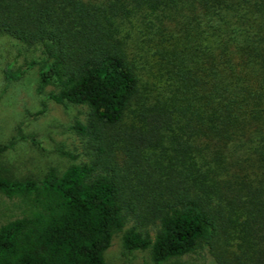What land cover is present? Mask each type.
Returning <instances> with one entry per match:
<instances>
[{
  "label": "trees",
  "instance_id": "obj_1",
  "mask_svg": "<svg viewBox=\"0 0 264 264\" xmlns=\"http://www.w3.org/2000/svg\"><path fill=\"white\" fill-rule=\"evenodd\" d=\"M0 35L86 109L88 156L18 179L0 143V264H106L118 232L150 264H264V0H0Z\"/></svg>",
  "mask_w": 264,
  "mask_h": 264
},
{
  "label": "rangeland",
  "instance_id": "obj_2",
  "mask_svg": "<svg viewBox=\"0 0 264 264\" xmlns=\"http://www.w3.org/2000/svg\"><path fill=\"white\" fill-rule=\"evenodd\" d=\"M35 54V49L19 48L9 37L0 35V143L11 138L16 141L1 165L18 179H41L49 170L62 173L68 166L88 160L85 141L72 129L75 120L84 122L86 109L66 110L46 99L55 91L53 86L45 87L42 95L38 93L39 67H27ZM7 66L13 71L28 69L20 79L6 83L3 70ZM15 214L14 202L0 197V225ZM104 260L106 264H150L147 252L128 253L123 249L122 232L113 235ZM182 260L186 264H209L208 259L196 255Z\"/></svg>",
  "mask_w": 264,
  "mask_h": 264
}]
</instances>
